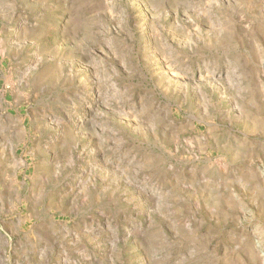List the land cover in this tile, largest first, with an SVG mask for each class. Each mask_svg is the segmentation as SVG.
I'll return each mask as SVG.
<instances>
[{
	"label": "rangeland",
	"instance_id": "obj_1",
	"mask_svg": "<svg viewBox=\"0 0 264 264\" xmlns=\"http://www.w3.org/2000/svg\"><path fill=\"white\" fill-rule=\"evenodd\" d=\"M0 264H264V0H0Z\"/></svg>",
	"mask_w": 264,
	"mask_h": 264
}]
</instances>
